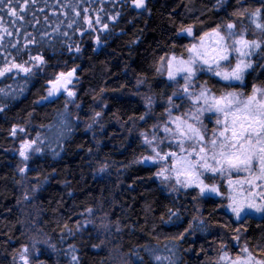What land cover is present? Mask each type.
I'll return each instance as SVG.
<instances>
[{
	"label": "trees",
	"instance_id": "obj_1",
	"mask_svg": "<svg viewBox=\"0 0 264 264\" xmlns=\"http://www.w3.org/2000/svg\"><path fill=\"white\" fill-rule=\"evenodd\" d=\"M11 6L24 19L6 14L8 4L0 12V24L12 32L0 33V67L13 58L15 63L28 60L25 67L35 65L30 57L36 55L45 63L33 67L34 75L12 72L0 79V88L11 93L0 94V264H18L32 238L40 242L37 260L43 264H112L111 250H118L128 264H156L149 250L172 255L165 245L173 244L176 264H213L236 229L244 232L254 255L264 257L257 248L264 243V217L248 214L241 222L220 197L208 196L199 202L201 225L193 221L190 201L197 192L172 195L157 180L154 167L137 162L147 155L140 133L154 125L147 97L162 113L175 93L156 71L161 59L187 58L193 40L218 25L248 24L247 13L241 16L238 9L260 8L264 14V0H226L222 6L219 0H146L144 9L132 0H13ZM188 27L191 37L182 31ZM246 38H252L250 32ZM261 51L264 42L249 57L253 66L244 83H233L229 90L247 95L254 84L264 86ZM73 68L80 109L69 108L63 96L46 102L49 81ZM203 77L209 86H227L215 76ZM61 117L71 127L57 144L51 130ZM16 128L25 133L13 135ZM24 135L31 140L51 137L28 163L16 154ZM105 164L106 171L100 172ZM218 187L225 192L220 181ZM169 209L178 215L170 216ZM103 224L113 230L112 238L104 235ZM221 229L224 238L215 235ZM182 233L183 240H173Z\"/></svg>",
	"mask_w": 264,
	"mask_h": 264
},
{
	"label": "snow or ice",
	"instance_id": "obj_2",
	"mask_svg": "<svg viewBox=\"0 0 264 264\" xmlns=\"http://www.w3.org/2000/svg\"><path fill=\"white\" fill-rule=\"evenodd\" d=\"M12 2L13 0H0V12H4V6L8 4L6 14L16 17L17 20H23L24 17L18 15L16 8L11 6ZM31 2L35 3V0ZM219 2L222 6L226 0H219ZM132 3L137 8L146 7V0H132ZM20 11L22 12L23 8ZM238 12L241 16L247 13L248 17V24L241 22L239 30H234L237 29L236 23L218 25L211 32H205L200 37L198 45L192 44L186 49L191 53L187 59L178 58L175 55H172L166 62L163 58L161 59L156 68L157 73L163 75L166 71L169 81H174L177 86L182 83V91L174 95L186 96L191 104L187 112L172 117L164 124L163 131L166 133L164 137L158 135L160 125H156L151 133H141L148 154L142 156L137 162H150L158 165L159 170L156 176L161 178L162 182L174 180L175 185H172L174 192L181 188L195 187L199 189L200 196L205 194L222 196L224 193L218 187L217 181L226 180L228 202L224 206L234 214L236 220L244 222L249 212L264 215V86L254 84L247 95L243 90H237L234 87L229 90V87L233 82L244 83L245 72L253 66L247 58L255 55L264 42V14L260 8L249 12L247 8L242 7L238 9ZM233 15L237 13L234 12ZM99 22L97 20V23ZM10 23L15 24L16 21L13 20ZM89 25L91 26V21ZM71 26V24L68 25V27ZM104 27L107 28V25L105 24ZM182 31L189 36L193 34L191 27L183 28ZM249 32L252 35L251 39L246 38V33ZM0 33L12 36L9 28L3 24H0ZM60 34L67 35V33ZM208 37H212L211 44L206 43ZM3 39L4 36L0 35V40ZM31 43H35L34 38ZM76 51L80 49L76 48ZM260 55L264 56V51H261ZM14 59L0 67V77L12 73L13 68L25 75L29 73L34 75L33 67L39 69V66L45 63L39 55L30 57L31 60L39 63L28 67L24 66L29 63L28 60L15 63ZM75 72L76 69L73 68L67 73L61 71L54 76L49 81L51 87L47 90V96L44 99L53 98L61 91L65 92L68 97H74L75 93L69 90L68 85L73 83L71 78L74 77ZM201 72L219 77L220 80L226 82L227 86L217 88L215 85L209 86L208 81L202 84L199 80L194 82ZM178 76L180 79H177ZM0 94L11 95L7 88H0ZM147 101L151 106V97H147ZM173 107L179 108L181 105L175 104ZM2 110L3 108L0 107V111ZM205 114L214 117L215 127L209 128L205 124L202 119ZM96 116H100V113H96ZM168 116H172L171 108L168 109ZM141 119L144 117L142 116ZM169 123L175 124V128L169 127ZM52 127L49 126L50 129ZM70 127L66 118L61 117L53 133L57 144L65 137ZM14 134L15 130H13ZM43 144L44 141L39 136L30 143L26 141L21 145L19 155L24 160H28V152H40ZM33 145L36 146L33 148ZM53 151L55 152V149ZM107 167L108 165L105 164L99 171L104 172ZM233 174H236L235 179H233ZM202 177H207L209 182L206 183ZM25 198L27 199V196ZM168 211L170 216L178 215L172 209ZM87 212L91 215L92 209H87ZM91 222L89 220V223ZM203 223V220L199 221V224ZM101 227L107 229L108 225L103 224ZM116 230L119 231V228L117 227ZM236 231L238 232L239 229ZM183 239V233L173 238L174 241ZM232 239L239 242L240 238L234 236ZM174 247L175 244L172 248L165 245V251L172 252V255L158 254L156 249L149 251L156 264H176ZM225 248L226 246L221 245L213 264H252L254 257L247 244L242 245L240 249L245 255H237L234 260ZM257 248L264 253V243L257 244ZM74 251L73 247L71 254L73 260H76L78 258L75 257ZM27 253L28 248H24L19 254V260L23 264H28ZM137 256L143 259L138 254ZM255 264H264V261L256 260Z\"/></svg>",
	"mask_w": 264,
	"mask_h": 264
},
{
	"label": "rangeland",
	"instance_id": "obj_3",
	"mask_svg": "<svg viewBox=\"0 0 264 264\" xmlns=\"http://www.w3.org/2000/svg\"><path fill=\"white\" fill-rule=\"evenodd\" d=\"M232 23H236V22H232ZM237 24V29H234V30H239V27H240V24L236 23ZM221 31L223 32V29H221ZM192 36V35H191ZM190 36V37H191ZM212 42V37H208L207 40H206V43H209L211 44ZM200 43V38L198 39H194L193 42L191 43L192 44H199ZM191 55V53L188 52V56ZM187 56V57H188ZM170 57H167L165 58V62L167 61V59H169ZM187 59V58H185ZM249 59V57L247 58ZM250 60V59H249ZM39 62L38 61H34V64H38ZM43 64H41L39 67H42ZM12 72H15L17 74H21L23 76H25L24 73L22 72H18L17 69L13 68L12 69ZM7 75V74H6ZM204 75H210V76H213L211 73H206V72H201L197 75V77L194 79V82L195 80H199L200 83L202 84L204 81H205V77H203ZM163 77H165V79L168 81V83L170 85L173 86L174 88V92L177 93V92H180L182 91V83L180 86H177V84L174 82V81H169L168 78H167V74H166V71L165 73L162 75ZM2 77H0L1 79ZM219 78V77H217ZM73 80V83L72 84H69L68 85V88L69 90L73 91L75 93V96L74 97H68L67 94L63 91H61V93L53 98H49V99H46L45 101L46 102H50V101H53L61 96L64 97L65 101H67V105L69 108H75L73 109L74 111H78L80 109V107L77 105V102H76V96H77V87H78V79L76 78V76L74 75L73 78H71ZM177 79H180V77L178 76ZM220 79V78H219ZM233 83H239V82H233ZM51 85L48 84V88H50ZM190 91H192V89L190 88ZM171 102V103H170ZM175 104H179L181 105V107L179 108H176V107H173V105ZM191 104V101H189L186 96H182V95H173V97L171 99H169V101L167 102L166 106L163 108V112L162 113H158V111L160 109L157 108V103L155 101H151V106H149L148 104V101L146 102V106H147V111H148V117L150 119V121H152L154 123V125L150 126V125H147L146 127H144V130L143 132L141 133H151V131L153 130V128L156 126V125H160V129L158 131V135L160 137H164L166 135V133L163 131V126L164 124L167 122V121H170L172 119V117L176 116V115H179L183 112H187L188 110V106ZM171 108L172 109V116H168V109ZM160 112V111H159ZM100 117V116H98ZM99 119V118H98ZM202 119H204L205 121V124L208 125L209 128L211 127H215V123H214V117L211 116L210 114H205ZM191 122V121H190ZM156 124V125H155ZM169 127L171 128H175V124H171L169 123L168 124ZM21 129H23V131H21ZM56 130V126L51 130ZM132 130H134V127H132ZM54 132V131H53ZM21 133V134H24L25 133V130L24 128H16L15 130V135L16 136H19L18 134ZM141 133H140V137L142 139V143H143V138L141 136ZM15 136V137H16ZM38 137V136H37ZM36 137V138H37ZM41 137V139L44 141V144L45 143H50L49 140H51L49 136H39ZM36 138H34V140H36ZM31 142L33 140H31L29 137H26L24 135V138L22 140V142L19 143V146H18V150L16 151V154L18 156V158L24 162V163H28V161H30V159L38 156L41 154V151L40 152H31L29 151L28 152V155H29V159L28 160H24L20 155V150H21V145L25 142ZM36 145H33V148L35 147ZM143 146L146 148L145 144L143 143ZM147 154H148V151H147ZM140 160V159H139ZM139 163V162H138ZM140 165H144V166H148V167H154L157 171L159 170V167L158 165L156 164H153V163H150V162H144V163H139ZM28 170H25L24 172H27ZM157 180L161 183V185L172 195H176V196H187L188 193H191V192H197V195L194 196V199H191V203L195 206L194 208V219L193 221H197L199 223L200 220H202L201 218V215H200V211H201V207L199 206V202L200 200H204L206 199V197L208 196H215V197H220V199H222V201H225L226 204H227V199H226V188H227V182L226 180H220L221 183H223L224 185V188H225V192H224V195L222 196H217L215 194H205L203 196H200L199 195V189L198 188H195V187H192V188H187V189H179L178 191H172V185H175V181L172 180L171 182H162L161 178L157 177ZM203 179H207V177H202ZM236 178V174H233V179ZM217 184H219V181H217ZM178 187V186H177ZM228 210V209H227ZM231 214H233L230 210H228ZM248 214L250 215H255V216H258L259 218L261 217H264V215H261V214H258V213H255V212H249ZM234 215V214H233ZM235 217V216H234ZM236 219V218H235ZM103 231H104V235L107 237V238H112V233H113V230L111 228H103ZM225 230H222L221 231H215V235H219L221 234L224 238V236H227L226 233L224 232ZM218 232V233H217ZM235 236H239V242H237L236 240L234 239H231L232 242L231 244H228L226 246V244L224 246H226L225 250H227L229 252V255L230 257L234 260L236 258L237 255H241V256H244L245 254L242 253L240 251L241 249V246L244 245V244H247L248 246V243L246 242L245 240V236H244V232L239 230L238 232H236ZM222 238V239H223ZM227 238V237H226ZM113 242L116 244V241L113 240ZM40 242L37 240V239H34L32 238L30 240V243H29V246L26 247L28 248V253L26 255H28V264H43L41 262H39L37 260L38 256H39V251H38V248H39V245ZM223 245V244H222ZM249 250L252 252V255L254 257V260L252 262V264H255V261L256 260H261V261H264V257H257L256 255H254L253 251L250 249V247L248 246ZM114 249V247H113ZM110 254L112 255L111 256V262L112 264H128L126 258L124 256H122L120 254V252L118 250H111L109 251ZM18 264H23L22 261L19 260L18 258Z\"/></svg>",
	"mask_w": 264,
	"mask_h": 264
}]
</instances>
